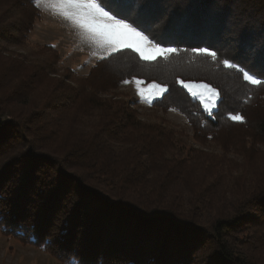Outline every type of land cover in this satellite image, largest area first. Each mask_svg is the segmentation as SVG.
<instances>
[{
	"label": "trees",
	"instance_id": "trees-1",
	"mask_svg": "<svg viewBox=\"0 0 264 264\" xmlns=\"http://www.w3.org/2000/svg\"><path fill=\"white\" fill-rule=\"evenodd\" d=\"M263 16L264 0H197L164 44L209 47L217 61L181 51L146 62L123 50L86 75L59 76L52 46L25 50L36 5L0 0V230L66 263L263 264L249 239L264 233V163L247 171L246 160L264 146V86L219 62L264 73ZM11 45L25 52L9 53ZM133 77L168 85L151 106L182 114L190 137L164 120L143 121L134 102L114 96ZM177 79L218 89L212 116ZM227 135L219 150L238 160L215 164L195 146Z\"/></svg>",
	"mask_w": 264,
	"mask_h": 264
},
{
	"label": "snow or ice",
	"instance_id": "snow-or-ice-1",
	"mask_svg": "<svg viewBox=\"0 0 264 264\" xmlns=\"http://www.w3.org/2000/svg\"><path fill=\"white\" fill-rule=\"evenodd\" d=\"M39 7L46 6L48 11L62 17L77 29L81 39L98 46L106 53L99 59L105 60L112 55L131 50L138 54L140 60L154 62L158 58L167 60L169 56L181 51H191L196 55H206L213 61L219 59L217 51L209 47H194L181 49L175 46H165L164 36L171 30H182L189 14L194 10L197 0H32ZM167 5L162 12H158V3ZM175 3V7L171 5ZM255 46H253L254 48ZM256 51L264 53V43ZM226 69H235L242 73L244 81L253 86H264V73L245 70L232 58L219 61ZM123 83H134L137 95L144 101L151 103L164 97L169 92L168 85L152 82L145 86L144 80L133 77ZM193 98L200 101L204 112L213 115L217 108V101L221 99L217 88L208 83H196L177 79L175 81ZM175 110V109H170ZM232 121L244 122L239 113L228 114ZM72 264H78L72 261Z\"/></svg>",
	"mask_w": 264,
	"mask_h": 264
},
{
	"label": "rangeland",
	"instance_id": "rangeland-1",
	"mask_svg": "<svg viewBox=\"0 0 264 264\" xmlns=\"http://www.w3.org/2000/svg\"><path fill=\"white\" fill-rule=\"evenodd\" d=\"M256 2L257 0H250ZM39 12V18L35 23L33 30L28 36L26 51L33 50L35 47L41 46H52L57 52L59 59L58 75L62 76L65 71L71 69L74 71L76 76H83L88 73L90 68L97 62L100 56L106 55L103 49L98 46L92 45L81 39L78 31L69 22L64 20L62 17L54 15L51 11L46 9V6L40 5L37 7ZM264 17V16H263ZM21 50L20 47L11 45L9 47V53H18ZM117 67H111L106 73L109 77L117 75ZM57 76L56 78H58ZM127 80H132L128 78ZM150 84V83H149ZM147 86V84H145ZM114 96L117 99H126L134 102V108L137 110L139 117L143 121H156L164 120L173 126H176L178 130L183 132L186 136H191L190 127L185 117L178 111L169 110L162 112L157 108H153L151 103L142 100L136 92L134 83L125 84L120 82L118 88L114 91ZM190 95V94H189ZM191 96V95H190ZM192 97V96H191ZM193 98V97H192ZM196 99V98H193ZM199 101L198 99H196ZM200 103V101H199ZM201 105V104H200ZM202 107V106H201ZM203 109V107H202ZM215 109H213L214 111ZM208 114V113H207ZM1 120V119H0ZM230 137L221 136L219 143L207 144L201 148V146L195 145L201 150L205 157L210 158L213 163L223 162L226 160H238L235 156L228 153L223 156L219 150V145L229 142ZM219 144V145H218ZM259 155L253 160L247 161V171H252L258 166V164L264 163V146H260ZM227 158V159H226ZM226 159V160H225ZM225 160V161H224ZM201 167V165H199ZM234 171L240 172L241 167ZM234 177V176H233ZM236 178L229 181V187L234 191L233 185ZM227 182V181H225ZM241 184V182L239 183ZM237 184L236 186H238ZM244 234H247L244 231ZM252 244L249 246L253 247L254 253L258 260L264 264V233L259 235H253L250 238ZM209 251H202L201 256L206 257ZM0 264H72L71 262H61L55 257L49 255L43 249L34 247L32 245H26L18 242L14 237L7 235L4 231L0 230ZM199 264H204V259H200Z\"/></svg>",
	"mask_w": 264,
	"mask_h": 264
},
{
	"label": "crops",
	"instance_id": "crops-1",
	"mask_svg": "<svg viewBox=\"0 0 264 264\" xmlns=\"http://www.w3.org/2000/svg\"><path fill=\"white\" fill-rule=\"evenodd\" d=\"M95 64V63H94Z\"/></svg>",
	"mask_w": 264,
	"mask_h": 264
}]
</instances>
